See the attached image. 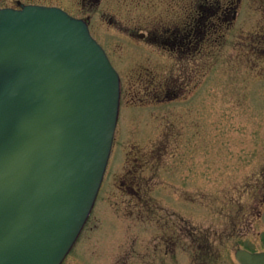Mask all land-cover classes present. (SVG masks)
Here are the masks:
<instances>
[{
  "label": "rangeland",
  "instance_id": "rangeland-1",
  "mask_svg": "<svg viewBox=\"0 0 264 264\" xmlns=\"http://www.w3.org/2000/svg\"><path fill=\"white\" fill-rule=\"evenodd\" d=\"M112 1L113 7L106 0L97 8L91 32L120 74L119 119L95 209L62 264H195L198 244L169 255L155 250L157 225L143 222L136 197L119 189L130 162L147 159L144 154L153 149L162 152L167 168L158 205L163 215L174 209L184 215L174 193L191 192L194 238L204 234L211 245L203 255L207 264H237L239 248L264 252V206L255 220L264 196V57L252 46L264 27V0H239L236 18L230 9L203 53L176 62V93L162 100L143 91L139 81L145 71L161 74L158 67L166 61L121 34L127 21L141 24L148 14L135 0ZM172 167L177 176L170 175Z\"/></svg>",
  "mask_w": 264,
  "mask_h": 264
},
{
  "label": "water",
  "instance_id": "water-1",
  "mask_svg": "<svg viewBox=\"0 0 264 264\" xmlns=\"http://www.w3.org/2000/svg\"><path fill=\"white\" fill-rule=\"evenodd\" d=\"M120 80L86 23L0 9V264H61L96 200ZM240 264L264 253L239 250Z\"/></svg>",
  "mask_w": 264,
  "mask_h": 264
},
{
  "label": "flooded vegetation",
  "instance_id": "flooded-vegetation-1",
  "mask_svg": "<svg viewBox=\"0 0 264 264\" xmlns=\"http://www.w3.org/2000/svg\"><path fill=\"white\" fill-rule=\"evenodd\" d=\"M104 1L106 0H74L72 2L71 0H0V8L19 9L22 5L56 7L86 22L91 31V17ZM108 1L109 4L106 2V6L113 7V1ZM135 1L139 8L148 14V19L141 24L139 23L141 21H127L122 25L121 34L130 44L143 43V45L152 47L160 58L166 61L159 67V64L157 65L161 74L154 76L150 71H145L142 72L139 81L143 91L156 93L160 95L161 100L176 93V81L172 78L176 62L189 60L203 53L204 44H207L229 19L230 9L233 10L230 18L232 20L236 18V8L239 5V0L233 4L230 0H183L182 4H178L176 0ZM133 2L134 0H130L127 4L132 5ZM108 23L113 25L112 20ZM253 39L254 45L252 46L255 48V54L264 57V27L262 33H255ZM102 46L111 58L106 46L103 44ZM161 154L160 150L153 149L144 154L147 159L144 160L140 156L139 159L136 158L130 162V166L123 173L119 189L133 198L136 197L138 214L143 222H154L157 225L160 234L155 239V250L169 255L191 251L193 244H198L195 248L199 258H194V263L207 264L203 256L204 253L207 255V237L205 238L202 234L199 238H194L190 223L191 192L182 194L176 190L174 193L178 197L177 202L183 205L184 215H180L178 209H174L172 214L163 215V208L158 205L157 195L160 194L161 173L167 170L161 165ZM177 169V167H172L170 172L169 168L170 175L174 177ZM187 177L190 178V171L184 179L187 180ZM190 183V181L185 182L186 185ZM262 188L264 189V183H262ZM261 202L263 207L264 196ZM170 218H175L176 221L171 222Z\"/></svg>",
  "mask_w": 264,
  "mask_h": 264
}]
</instances>
